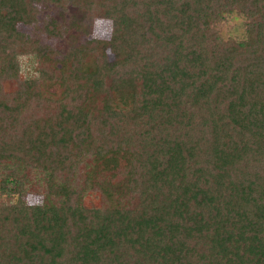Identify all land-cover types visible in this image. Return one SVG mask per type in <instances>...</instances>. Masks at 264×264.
I'll return each instance as SVG.
<instances>
[{
  "label": "trees",
  "instance_id": "obj_1",
  "mask_svg": "<svg viewBox=\"0 0 264 264\" xmlns=\"http://www.w3.org/2000/svg\"><path fill=\"white\" fill-rule=\"evenodd\" d=\"M0 264H264V0H0Z\"/></svg>",
  "mask_w": 264,
  "mask_h": 264
},
{
  "label": "rangeland",
  "instance_id": "obj_2",
  "mask_svg": "<svg viewBox=\"0 0 264 264\" xmlns=\"http://www.w3.org/2000/svg\"><path fill=\"white\" fill-rule=\"evenodd\" d=\"M47 9L49 10V15H52L50 14L51 12L50 10L52 8L48 6ZM45 16L48 17L47 14ZM215 25H216V28L219 31H221L224 35H231L233 37H239L243 33L242 18L239 16H234L233 13H227L226 18L222 21L216 22ZM110 33H111V25L109 21L103 20V19H97L91 26V31H90L89 36L98 35V36L105 38V37H108ZM81 40H83V37L81 38ZM55 45L60 46L58 41L55 43ZM108 55L110 56V59H111V55L110 54ZM21 62H22L21 68H22L23 73L27 74V73L33 72V67L35 65L33 62L28 60L26 57H23L21 59ZM38 200H39V196L32 195L28 197V201L30 203H36Z\"/></svg>",
  "mask_w": 264,
  "mask_h": 264
}]
</instances>
